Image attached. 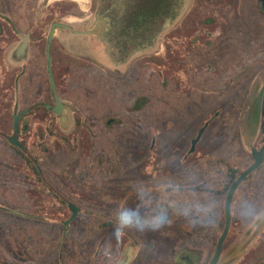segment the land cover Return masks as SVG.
<instances>
[{
  "label": "flooded vegetation",
  "instance_id": "flooded-vegetation-1",
  "mask_svg": "<svg viewBox=\"0 0 264 264\" xmlns=\"http://www.w3.org/2000/svg\"><path fill=\"white\" fill-rule=\"evenodd\" d=\"M53 1L35 0L36 7H33L34 0H0V74L3 77L0 79L3 81L0 82V136L5 138L2 143L8 148V159L1 163L3 172L7 176L0 177V186L7 189L8 185L12 188H16L14 186L16 185L19 187L18 191L24 192L23 184H31L30 191L33 193L29 195L28 191L26 196L36 201L42 199L51 202L50 210H36V213L31 212L32 214L25 215L28 220L34 222L29 227L32 235L28 240L31 250L30 264H116V257L121 250H124V264H210L225 228L226 201L231 185L250 165L255 163L251 150L244 148V137L245 124L252 135L251 124L248 121L252 105L248 107V104L257 86L262 85L260 92L264 90V83L258 80V75L264 74V32L258 25L264 23V0H233L235 12L229 13V17L226 18L231 22L228 25L230 31L226 34L221 31L215 32V36L206 41V45L196 44L204 45V47H219L220 56L224 57L223 54L229 53L225 55L228 62H224V66L221 62H217L213 66L214 72L205 73V71L203 74L199 68L193 75L187 76L189 80L185 86L187 89L184 91L185 98L186 100L198 98L201 104L199 106L197 101L199 108L191 106L183 110L181 130L186 140L191 138L190 147L184 149V154L170 156L166 146L172 142L171 139L159 145L153 138L147 148L145 161H141L143 157L138 156L136 146L133 153L117 151L114 157L107 155L105 150L74 148L76 141L74 126L94 123L87 112L92 102L85 100L90 102L87 105L83 100L85 106L81 108L83 101L81 105L78 103L76 90L78 85L86 87V94L91 91L102 93L122 88L119 82L115 81L116 77L111 76L110 73L123 72L130 78L131 67L126 62L131 59V53L139 49L157 47L162 32L160 18L170 17L167 19L170 24L178 14V10L173 14V8H171L169 12L166 11L162 15L161 9H155L152 15H149L142 8L144 0H111L110 5L101 7L93 14L95 21L103 23L100 27L94 28L81 24L83 27L80 30H78V24L82 18L78 10L80 14L76 13V18L79 19L76 21V31H86V33L82 35L75 33L74 52L63 51L64 41H68L71 37L58 35L59 31H63L61 28H57L53 36L50 52L56 85V91H54L46 53L48 35L55 23L69 25L73 23L65 22L63 18L58 21L56 18L52 21L48 34L45 35L42 32L43 27L39 25L47 21L48 17L44 15L46 16L44 20L41 13L42 20L38 21L37 14L43 11L44 4L50 6L52 3V7L55 8H59L62 4L61 1ZM76 3L79 7L80 4L77 1ZM33 10L38 11L36 16H32ZM211 21L212 19H208V22ZM151 23L153 31L148 29ZM67 30L72 32L71 29ZM26 35H29V48L25 54L19 55L17 49ZM217 36L220 38L218 39ZM217 41H219L218 44L215 43ZM13 44H16L14 48ZM86 46L99 47L100 51L79 52L81 47ZM37 47L39 49H36ZM191 61L192 58L189 57V63ZM117 62L120 64L119 68L112 66L115 68L111 70V63ZM193 62L196 61L193 60ZM42 63H45V66H42ZM123 64H128L127 68H122ZM86 75H90V79ZM206 84L212 86L207 92ZM13 89H15V95L12 93ZM260 92H257L256 96ZM57 96L64 104L62 114L59 113ZM103 99L105 100L106 96H102L101 101ZM209 100L216 105V110L199 127L198 123L203 120L204 113L211 108ZM222 101L231 102L227 114L234 118L231 124L220 126L217 118L224 109ZM92 105L96 104L92 103ZM139 107L138 99L132 109L135 111ZM246 114H248L247 120ZM17 115H21L18 128L15 125ZM118 122L119 119L107 120L109 127H116ZM170 124L173 123L170 122ZM201 130L202 136L192 150L193 142ZM223 134L225 140L222 138ZM255 134L256 141L253 145L259 152H264V95L260 128ZM13 136L17 137L20 147L11 142ZM60 140L69 141V161L63 166L64 172L59 174L64 175L65 179L57 181L52 159L54 151L45 143H55ZM134 142L136 145L135 139L133 144ZM15 147L24 153H17ZM11 154H16L23 161L13 162L10 160ZM78 156L83 160H75ZM156 157L161 160L155 174L159 177L157 179L154 177L152 180V164ZM191 158L194 162V172L193 181L188 186L192 187L195 197L189 204L171 206L180 210L190 207L195 211L197 218L192 219L190 228L177 227L179 232L176 235H169L165 233L164 224L158 229L156 238L152 236L147 239L150 229L143 231L125 229L116 223L120 210H130L136 203L139 205L143 202L144 205L147 202L149 193L153 192L152 184L160 185L159 189L155 187L161 190L160 193H167L170 182L169 164L179 159L183 165ZM47 160L53 161L49 165L50 172L45 169L44 162ZM25 163L34 170L35 179H24L21 175L26 169ZM139 164H144V169L139 170ZM15 166L17 169L13 172ZM218 168L224 171L223 177H215ZM9 170L16 175L9 176ZM235 175L237 178L233 181ZM213 177L214 179L210 181ZM217 179L220 180L217 181ZM215 184H218L219 189L213 187ZM40 188L43 191L52 192L53 197L39 195ZM2 192L0 202L14 200L21 205L20 202L25 196L24 193L2 194ZM205 194L209 196V199L201 198V195ZM263 199L264 161L244 179L235 191L233 202H231V228L217 264L232 260L233 256H226L228 249L244 236L243 230L254 221L252 218L247 226L243 227L238 221V215L249 214L247 211L249 205L263 207L261 206ZM72 205L79 208L75 217H73ZM2 206L1 203L0 229L2 232L7 227L15 232L20 231V225L14 223L11 225L7 222L12 223L13 220L21 223L22 215H13L7 219L5 217L7 209ZM57 206H60L62 210L58 212ZM208 206H211V211L205 213L203 209ZM158 207L160 209L162 207L163 210L169 208L163 202L159 203ZM16 212L21 211L17 209ZM56 216L62 217L58 223L52 221ZM67 221L69 224H66ZM220 228L222 231L218 234ZM37 232L42 233L44 237L45 234L50 233V236L55 232L64 236V241L62 240L63 243L61 241L56 247L42 246L36 243ZM142 240L157 241V252H148V243L143 244ZM129 241H131V247ZM166 242H172L175 245L170 249ZM6 243L7 241L5 242L0 235V250H4ZM10 243L12 242H8ZM214 245V251L211 253ZM244 257L245 255L232 261L231 264H240ZM7 261L8 259L0 253V264H8ZM256 263L258 264V261Z\"/></svg>",
  "mask_w": 264,
  "mask_h": 264
},
{
  "label": "rangeland",
  "instance_id": "rangeland-1",
  "mask_svg": "<svg viewBox=\"0 0 264 264\" xmlns=\"http://www.w3.org/2000/svg\"><path fill=\"white\" fill-rule=\"evenodd\" d=\"M54 2L53 0H50ZM78 1V0H77ZM170 0L164 1L162 8L169 10L170 6L173 8V14L178 10V14H176L173 21L168 24L167 19L160 18L162 32L160 34V42L157 47L152 48H144L139 49L136 52L131 53L132 57L126 63L131 67V76L130 78L125 75V73H110L111 76L116 77L115 81L119 82V85L122 88L115 89V91H106L102 93H93L85 91L86 87H81L78 85L77 87V101L81 105V102L84 100H89L96 105L90 104V102H86L90 104L89 110H87L88 114H90L91 120L94 122L91 124H86L82 126H74L75 129V138L74 148L78 150H105L107 155L115 156L117 151L120 152H134L137 147L138 156L143 157L141 161L146 160V151L149 147V144L152 143L153 138L156 139L157 144H162L169 139H171V143L166 147L169 150V154L177 155L184 154V149L189 148L191 145V138L187 140L183 137L181 130V121L183 120V110L185 108L193 106L196 109L199 108L197 105L198 98H192L186 100L185 93L187 89H185L186 82L189 80L187 77L189 74L193 75L196 70L200 68L201 73H209L214 72L213 66L216 65L217 62H221L224 66V62H228V58H226L227 54H223L224 57L220 56L221 51L219 47H204L197 46L196 44L204 43L206 45V41L214 37L215 32H224L226 34L230 30L228 29L230 21L226 20L229 17V13L235 12L234 9V1L233 0H174L171 2ZM160 1L157 2V6L160 4ZM61 5L59 8L52 7V3L50 6L47 4L43 5V11L38 13V21L41 19V13H43V18L45 20L44 15H47V21H45L39 27H43V33L46 35L51 29V23L54 19L57 18L58 21L65 20L68 23H73L76 25V21L79 20L76 18V13L81 15L82 21L78 24L80 30L83 26L81 24H87L88 26H93L94 28H98L103 23L97 22L94 19V15L98 12L101 7H107L111 4V0H85L78 7L76 1L72 0H64L61 1ZM34 4V5H33ZM32 6L34 7L35 0ZM156 3L154 2V5ZM230 4V5H229ZM160 5V7H161ZM90 6V8H89ZM36 7V6H35ZM49 7V8H48ZM61 8V9H60ZM170 8V9H171ZM60 9V10H59ZM159 9V8H158ZM161 9V8H160ZM166 9L162 10V15L167 11ZM59 10V12L57 11ZM78 10L80 13H78ZM87 10V11H86ZM32 16H36V10H33ZM169 12V11H168ZM172 14V11H171ZM92 15V16H91ZM222 17V18H221ZM63 18V19H62ZM224 18V20H223ZM93 19V20H92ZM208 19H212L211 22H208ZM33 21H36L33 19ZM39 23V22H38ZM240 23V22H238ZM259 28L264 32V23L258 24ZM239 29L241 26L238 25ZM148 29L153 31L152 23L148 25ZM25 34V32H23ZM58 35L64 37H71L68 41H64V50L65 52H74L75 50V34H72L69 30L59 31ZM219 39L220 36H217ZM216 44L219 41L215 42ZM13 48L16 44L12 45ZM36 49H39L38 47ZM99 47L96 46H86L81 47L79 52H99ZM123 54V53H121ZM232 54V52H230ZM189 57L192 58L191 63H189ZM98 59V58H97ZM191 60V59H190ZM196 61L195 63L193 62ZM128 64H123L122 68H127ZM195 64V65H194ZM194 65V66H193ZM42 66H45V63H42ZM117 66L119 68L120 64L111 63V70H114ZM85 71V68L83 69ZM111 72V71H110ZM125 75V76H124ZM87 76V75H86ZM92 76V75H91ZM90 79V75L87 76ZM3 77L0 74V79ZM127 78V79H126ZM258 80L261 83H264V74L258 75ZM1 83L3 81H0ZM123 83V85H122ZM117 86V85H116ZM212 86L210 84H206V92L210 90ZM3 89V87H2ZM1 89V90H2ZM113 89V88H110ZM262 89V85L257 86L256 91L253 94L252 99L250 100L248 107L252 105L257 92H260ZM264 89V88H263ZM12 93L15 95V89L12 90ZM87 97H86V96ZM102 96H106V99L103 101ZM96 98H98L96 100ZM145 100H144V99ZM139 99L141 105L137 110H133L135 102ZM148 100V101H147ZM84 101L82 102L85 106ZM210 109L205 112L203 115V120H199V127L204 124L206 119L210 117L214 111L216 110V105L213 104V101L209 100ZM199 103V101H198ZM229 101H222V109L221 115L218 116V125L223 126L224 124H231L232 116L227 114L228 109H230ZM199 106L201 104L199 103ZM208 107V106H206ZM205 107V108H206ZM195 109V110H196ZM248 114H246L247 120ZM108 119H119L116 127H109L107 124ZM170 122L173 124L171 125ZM195 122V121H194ZM247 127V124H245ZM245 128V149L250 151V146L254 141H256V134L251 135L249 130ZM260 128V122L257 124L251 125L252 134L256 133ZM71 129V128H70ZM221 136V135H220ZM219 136V137H220ZM223 134V140H225ZM133 139L136 140L133 144ZM221 140V139H220ZM69 141H58V142H46L47 146H51L54 151V156H52L55 165L56 172V180L65 179L64 175H59L64 172V165L68 164L69 161ZM156 144V145H157ZM136 146V147H134ZM156 151V150H155ZM8 156V155H7ZM13 162H22V158L18 157L16 154H11V159ZM75 160H83L82 157H75ZM140 161V160H139ZM53 161L47 160L45 161V169L47 172H50V163ZM154 163L152 164V180L157 179L159 176L155 175L156 170H158V164L161 163L160 158H155ZM43 163V164H44ZM143 163V162H142ZM26 164V163H25ZM85 164V162L83 163ZM193 159L186 160L182 165V161L179 159L172 161L168 168V176L170 177V182L168 184L167 193H160L161 190H158L160 185L152 184L153 188L151 189L153 192L149 193V199H145L147 202H141V204H137L134 207H131L130 210L136 212L140 216L149 217L151 215L158 214L160 211H163L170 221L165 224V233L169 235H176L177 227L181 228H190L192 224V219H196V213L191 208L185 207L182 210L172 208L173 205H186L193 201L195 197V193H192V187L189 183L193 181L192 174L194 172L193 169ZM140 165V164H139ZM144 164L138 166V169H144ZM15 168V169H14ZM14 171L16 172V166L14 167ZM23 175L24 179H32L36 178V174L31 166H25ZM20 169V168H19ZM137 169V170H138ZM223 170H216L215 177H223ZM9 176H14L16 173L12 174V171L9 170ZM190 177H187V176ZM7 174L3 172V169H0V177H5ZM42 178V177H40ZM214 177L210 180L212 181ZM220 179H217L219 181ZM208 181V180H207ZM157 185V186H155ZM16 188H12L10 185L5 187L0 186V193L8 194L11 193H24L22 201L19 205L14 200H1L2 208L7 209L5 217L9 219L10 216L21 214L22 217L21 223L15 222L12 220V223L7 224H15L20 225V231H13L8 227L5 231L2 232L0 229V235L3 236V240L7 243L4 247V250H0L1 256H4L8 259V264H30V248H29V239L32 236L30 233L29 227L34 223L33 220H28L25 215L36 213V210L45 211L50 210V201L38 199V201L31 199L26 196L28 191L33 193L31 190L32 185L24 183V192L18 191L19 187L14 185ZM155 187H158L156 189ZM212 187V186H211ZM216 189H219L218 184L213 186ZM212 187V188H213ZM183 190H182V189ZM37 189V188H36ZM41 189V188H40ZM12 192H11V191ZM41 196H50L53 193L49 190L39 192ZM45 197V199H47ZM205 197L209 199V196L201 195V198ZM212 197V196H211ZM9 199V198H8ZM166 203L169 208L167 210H163L162 207H158L159 203ZM16 205V206H15ZM13 208H12V207ZM34 206V207H33ZM40 206V207H37ZM264 207V199L261 204ZM56 207V205H55ZM215 207V206H214ZM12 208V209H9ZM21 212H16V210ZM21 208V209H20ZM20 209V210H19ZM35 209V210H34ZM66 208H64L65 210ZM54 210V208H53ZM56 210L61 211V207L57 206ZM63 210V211H64ZM32 212V213H31ZM244 216V217H243ZM62 217L56 216L52 221L58 223L61 221ZM238 221L240 225L246 227L247 224L252 220L250 214H239ZM43 220H46L43 218ZM244 230V236L237 240L236 244L228 249L226 256H236L241 255L242 257L245 255L240 264H255L258 261V264H262L264 262V216L253 219ZM257 220V221H255ZM23 221V222H22ZM178 221V223H177ZM183 226V227H182ZM236 230V229H234ZM222 229L220 228L218 234H220ZM237 231V230H236ZM48 232L51 233L50 230ZM159 230H149V236L147 239L154 236L156 238ZM242 231H240L241 233ZM45 234L42 236L39 232L35 235L36 243L42 246H51L56 247L59 243L64 239V236L61 234ZM233 235V233H232ZM235 239L237 238V234H234ZM64 241V240H63ZM62 241V243H63ZM143 241V240H142ZM8 242H12L8 244ZM148 243V244H147ZM157 241H143V244L148 245V252H157L156 247ZM46 244V245H45ZM154 244V245H153ZM166 245L169 244L168 248H172L175 243L166 242ZM215 245L211 249V253L214 251ZM229 247V246H228ZM167 248V249H168ZM240 257H237L238 259ZM226 259V257H225ZM16 261V262H15ZM257 264V263H256Z\"/></svg>",
  "mask_w": 264,
  "mask_h": 264
},
{
  "label": "water",
  "instance_id": "water-1",
  "mask_svg": "<svg viewBox=\"0 0 264 264\" xmlns=\"http://www.w3.org/2000/svg\"><path fill=\"white\" fill-rule=\"evenodd\" d=\"M57 28H61V29H71L73 32L75 33H79V34H85L86 31H82V32H78L75 30V28L72 25L69 24H57L55 23L52 26L51 31L49 32L48 35V41H47V58L49 60V65H48V71H49V75L51 78V82L53 84V89L54 91H56V85H55V80H54V76H53V72H52V57H51V46H52V40H53V36L55 35V31L57 30ZM29 48V35H26L23 37V41L21 43V45L19 46V48L17 49V53L20 55L25 54L27 52V49ZM263 95H264V90L262 92L259 93V95H257L252 103V107L251 110H249V123L251 125L253 124H258L260 122V117H261V110L263 109ZM57 100L59 102V113L62 114V109H63V102L59 99V97L57 96ZM21 115H17L16 116V128H18V123L20 120ZM203 131L201 130L199 132L198 137L194 140L193 145H192V150H194V146L196 145V143L198 142L200 136H202ZM252 135H255L252 134ZM11 142H13L14 144H17V146L20 147V145L17 143V137L13 136L11 137ZM254 158H255V163L250 165L241 175L238 179H236L234 181V183H232L230 191L228 193V197H227V201H226V224H225V228L223 230V233L221 235V237L218 240L217 243V247H216V251L214 256L212 257V260L210 262V264H217L219 261L220 256L222 255V250H223V245H224V241L225 239L228 237L229 232H230V228H231V220H232V210H231V202H233V196L235 194L236 189L239 187V185L244 181V179L250 174L252 173L255 169H257L260 165H262L263 161H264V152H259L258 150H256L255 146L253 145V143L251 144V146L249 147ZM72 210L74 212V216L75 217L79 211V208L76 205H72ZM66 224H69V221H67ZM131 247V246H130ZM237 257H242V254L240 255H234L232 257L231 261H228L226 263L223 264H231L232 261L237 260ZM239 259V258H238Z\"/></svg>",
  "mask_w": 264,
  "mask_h": 264
},
{
  "label": "clouds",
  "instance_id": "clouds-1",
  "mask_svg": "<svg viewBox=\"0 0 264 264\" xmlns=\"http://www.w3.org/2000/svg\"><path fill=\"white\" fill-rule=\"evenodd\" d=\"M203 211L205 213L211 211V206L205 207ZM247 211L253 219L264 216V207L249 205ZM169 222L167 215L163 211L149 217H141L132 210L122 209L118 212L116 217V223L119 226L125 229H136L140 231L146 229L157 230ZM129 246H131V241H129ZM124 260V250H121L116 257V264H124Z\"/></svg>",
  "mask_w": 264,
  "mask_h": 264
},
{
  "label": "trees",
  "instance_id": "trees-1",
  "mask_svg": "<svg viewBox=\"0 0 264 264\" xmlns=\"http://www.w3.org/2000/svg\"><path fill=\"white\" fill-rule=\"evenodd\" d=\"M158 1H160L159 2L160 4L157 6V2ZM164 1H167V0H144V4H143L142 8H144L146 10V14L152 15V11H154L155 9H158V8L159 9L161 8L162 10L166 9L165 8L166 6H164V8H162V5H163ZM154 2L156 3L155 5H154ZM169 2H170V5H171V1H169ZM160 5H161V7H160ZM171 6H170V8H171ZM170 8H169V10L168 9H166V10L170 11ZM140 105H141V103H140ZM4 139H5L4 137L0 136V169L2 168L1 163L8 159V156H7L8 148H7L6 145H4L2 143V141ZM15 150L17 151V153H19V152L22 153V154L24 153L23 151H21L17 147H15ZM235 178H237L236 175L234 176L233 181L235 180ZM262 264H264V262Z\"/></svg>",
  "mask_w": 264,
  "mask_h": 264
},
{
  "label": "crops",
  "instance_id": "crops-1",
  "mask_svg": "<svg viewBox=\"0 0 264 264\" xmlns=\"http://www.w3.org/2000/svg\"><path fill=\"white\" fill-rule=\"evenodd\" d=\"M57 1H64V0H57ZM77 1V0H76ZM83 1H85V0H78L77 2H78V4H80L81 5V3L83 2ZM87 11V10H86ZM74 28H75V30H76V25H72ZM62 30H67V29H62ZM72 34H75V32H71ZM78 35H82V34H78ZM18 96V95H17Z\"/></svg>",
  "mask_w": 264,
  "mask_h": 264
}]
</instances>
